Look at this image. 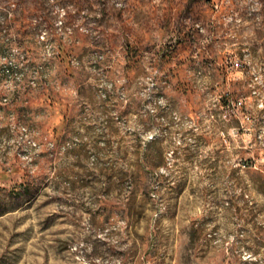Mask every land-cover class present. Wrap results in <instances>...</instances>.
Wrapping results in <instances>:
<instances>
[{"label": "rangeland", "instance_id": "374dc122", "mask_svg": "<svg viewBox=\"0 0 264 264\" xmlns=\"http://www.w3.org/2000/svg\"><path fill=\"white\" fill-rule=\"evenodd\" d=\"M0 43V264H264V0H0Z\"/></svg>", "mask_w": 264, "mask_h": 264}, {"label": "built area", "instance_id": "2783aa9c", "mask_svg": "<svg viewBox=\"0 0 264 264\" xmlns=\"http://www.w3.org/2000/svg\"><path fill=\"white\" fill-rule=\"evenodd\" d=\"M63 12L65 13L66 11L63 10ZM60 22H62L61 19ZM40 37L42 40H45L46 31H43ZM4 72L9 78H11L8 79V90H12V92L17 84L23 81L26 76V71L24 69H14V66L7 67ZM37 82L36 77H33L30 80V83L34 85H36ZM10 100L9 94L2 97L4 103H8ZM18 131H28L30 133V142L19 141ZM0 146H9V153L14 149L22 159L31 160L38 153L39 142L35 138L34 131L26 122L11 115V119L7 124L0 125Z\"/></svg>", "mask_w": 264, "mask_h": 264}, {"label": "crops", "instance_id": "0c3cea01", "mask_svg": "<svg viewBox=\"0 0 264 264\" xmlns=\"http://www.w3.org/2000/svg\"><path fill=\"white\" fill-rule=\"evenodd\" d=\"M3 49V45L0 43V50ZM24 89H26L25 86L17 87L13 93L12 102L7 104H2L0 102V125L7 124L11 119V115H14L18 118L20 117V114L24 109L23 104L26 102Z\"/></svg>", "mask_w": 264, "mask_h": 264}]
</instances>
